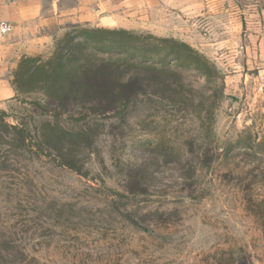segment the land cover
Here are the masks:
<instances>
[{
    "label": "rangeland",
    "instance_id": "obj_1",
    "mask_svg": "<svg viewBox=\"0 0 264 264\" xmlns=\"http://www.w3.org/2000/svg\"><path fill=\"white\" fill-rule=\"evenodd\" d=\"M137 2L130 23L72 26L28 57L39 69L12 73L15 96L0 101V264H264L262 0ZM96 30L142 39L83 36L93 60L124 43L155 62L169 54L170 71L148 73V96L111 113L65 93L84 57L61 69L57 48Z\"/></svg>",
    "mask_w": 264,
    "mask_h": 264
},
{
    "label": "crops",
    "instance_id": "obj_2",
    "mask_svg": "<svg viewBox=\"0 0 264 264\" xmlns=\"http://www.w3.org/2000/svg\"><path fill=\"white\" fill-rule=\"evenodd\" d=\"M137 1L0 0V26L11 27L7 35L0 34V101L14 98L12 73L24 58L42 55L72 26L118 28L130 23L127 10H134ZM261 5L264 9V0ZM258 40L264 57V35Z\"/></svg>",
    "mask_w": 264,
    "mask_h": 264
},
{
    "label": "trees",
    "instance_id": "obj_3",
    "mask_svg": "<svg viewBox=\"0 0 264 264\" xmlns=\"http://www.w3.org/2000/svg\"><path fill=\"white\" fill-rule=\"evenodd\" d=\"M90 33L128 36L134 40H141L142 38H137L127 31L96 30L85 31L82 36L78 37L69 34L66 36L65 40L60 42L56 51V58L58 59V63H61V69L66 65L64 60H68V64L71 63V58L75 57L77 53L81 52L84 57L82 60H78L77 66H75L77 81L74 84L72 83L67 90L64 89V92H76L91 97V99H94V101L103 108L102 112L104 113L114 112L118 110L119 105H128L134 101L138 102L141 98L148 96L149 88L151 87V80L147 77L148 73L163 74L171 69L168 63L169 54H162L163 59L155 62L152 59L153 57L148 54L143 55V57L129 55V53L125 51L126 47L124 43H120L117 47L112 48L114 53L109 59H101L99 61L97 59L93 60L96 58L93 54L89 55L85 53L86 50L84 48L79 50V48L85 44V42L83 43V41H81V38H84L83 36ZM153 39L161 44L180 48L184 51V59L185 56H188L206 68H210L211 66L210 62L205 57L186 44H180L174 40L168 39ZM87 44L88 43H86V45ZM184 59L183 55L178 54L174 61L178 64H182ZM86 61H88V63ZM39 62L40 60L38 58H24L19 67L21 69L24 65H28L30 66L29 72H31L32 69L38 68L36 64ZM125 65L134 68L135 71L126 74V70H122ZM47 66L40 68L45 71ZM64 68L68 69L67 66ZM163 84L164 86L169 85L167 81H164ZM57 111L58 109L55 108V112Z\"/></svg>",
    "mask_w": 264,
    "mask_h": 264
},
{
    "label": "built area",
    "instance_id": "obj_4",
    "mask_svg": "<svg viewBox=\"0 0 264 264\" xmlns=\"http://www.w3.org/2000/svg\"><path fill=\"white\" fill-rule=\"evenodd\" d=\"M10 32H11V27L9 25L3 24L0 26V34L2 36L7 35ZM259 92L261 97V110L264 117V75L261 77Z\"/></svg>",
    "mask_w": 264,
    "mask_h": 264
}]
</instances>
